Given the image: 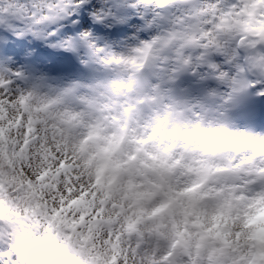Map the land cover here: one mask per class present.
Here are the masks:
<instances>
[{"label":"snow or ice","instance_id":"obj_1","mask_svg":"<svg viewBox=\"0 0 264 264\" xmlns=\"http://www.w3.org/2000/svg\"><path fill=\"white\" fill-rule=\"evenodd\" d=\"M114 118L195 140L205 164L251 146L233 163L264 175V0H0V264H216L178 232L162 250L156 212L89 208L87 140Z\"/></svg>","mask_w":264,"mask_h":264},{"label":"clouds","instance_id":"obj_2","mask_svg":"<svg viewBox=\"0 0 264 264\" xmlns=\"http://www.w3.org/2000/svg\"><path fill=\"white\" fill-rule=\"evenodd\" d=\"M150 117L145 111L140 119ZM90 132V126L81 125L73 129V136L85 140ZM132 136L150 139L145 153L129 164L128 152L136 147ZM199 149L195 140L149 133L144 125L119 118L104 123L86 144L94 157L87 172L92 178L85 180L92 194L89 208L119 226L126 219L121 212L135 209L146 220L156 212L154 223L163 229L162 250L178 232L193 245L215 249L216 264H264V175L255 173L254 160L233 163L253 158L255 149L225 145L211 156V164L202 163L207 157ZM79 167L86 165L81 161ZM151 227L150 223L143 228L146 242L156 239ZM202 264H208L207 255Z\"/></svg>","mask_w":264,"mask_h":264}]
</instances>
